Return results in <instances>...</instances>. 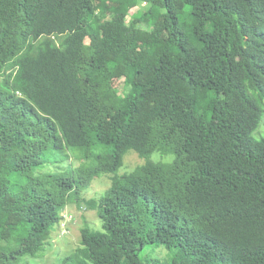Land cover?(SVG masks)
I'll return each instance as SVG.
<instances>
[{"label": "trees", "instance_id": "1", "mask_svg": "<svg viewBox=\"0 0 264 264\" xmlns=\"http://www.w3.org/2000/svg\"><path fill=\"white\" fill-rule=\"evenodd\" d=\"M70 150L90 163L46 171ZM79 203L91 264H264V0H0V264Z\"/></svg>", "mask_w": 264, "mask_h": 264}, {"label": "rangeland", "instance_id": "2", "mask_svg": "<svg viewBox=\"0 0 264 264\" xmlns=\"http://www.w3.org/2000/svg\"><path fill=\"white\" fill-rule=\"evenodd\" d=\"M141 7V6H140ZM145 6H142L144 8ZM141 29L150 30L151 27L146 24L138 25ZM101 41L100 37L86 39V44H98ZM115 87L119 94H123L122 80L115 81ZM70 152V153H68ZM66 153L61 152L53 155L52 162L46 167V171L52 173H63L71 169H76L79 166L88 165L90 161L80 159L78 156L74 157L72 154L77 153L76 150H70ZM171 156H162L155 152L150 156L153 162H168ZM144 163L134 151L130 150L123 156L122 166L114 174H103L92 180L89 187L80 193L81 199L98 201L111 186L113 177H121L132 172L137 166ZM82 202V201H81ZM65 212L73 216L72 221L67 225V233L62 235L59 225L53 226L47 244L36 257H23L18 264H91L86 256L84 248L81 246V230L89 227L92 230H102L101 220L97 216L96 210H89L85 208L84 203L68 204ZM148 261L154 264H167L166 250L157 248L149 250L146 253Z\"/></svg>", "mask_w": 264, "mask_h": 264}, {"label": "built area", "instance_id": "3", "mask_svg": "<svg viewBox=\"0 0 264 264\" xmlns=\"http://www.w3.org/2000/svg\"><path fill=\"white\" fill-rule=\"evenodd\" d=\"M73 219V216L68 213V212H63V215H62V220L60 221V224H59V229L62 233V235L66 234L67 233V225L72 221Z\"/></svg>", "mask_w": 264, "mask_h": 264}]
</instances>
